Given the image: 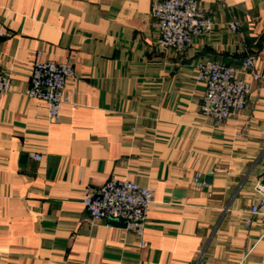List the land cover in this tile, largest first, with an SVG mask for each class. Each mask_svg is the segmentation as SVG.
<instances>
[{"label":"crops","instance_id":"1","mask_svg":"<svg viewBox=\"0 0 264 264\" xmlns=\"http://www.w3.org/2000/svg\"><path fill=\"white\" fill-rule=\"evenodd\" d=\"M196 1L214 30L178 53L155 46L152 0H0V264H264V81L242 68L264 74V0ZM36 52L73 71L56 121L28 95ZM201 59L250 87L223 122L200 111ZM112 178L152 191L142 235L88 216Z\"/></svg>","mask_w":264,"mask_h":264},{"label":"built area","instance_id":"2","mask_svg":"<svg viewBox=\"0 0 264 264\" xmlns=\"http://www.w3.org/2000/svg\"><path fill=\"white\" fill-rule=\"evenodd\" d=\"M151 15L156 32L155 46L159 50L168 48L184 53L195 36L208 35L214 30V23L202 10L196 0H152ZM240 23L228 21L226 27L236 32ZM3 34L0 32V39ZM256 57L246 52L242 68L257 84L264 81L255 66ZM197 78L205 85L200 111L204 116L216 121H225L244 110L251 90L249 85L237 76V70L211 59H201L194 64ZM73 76L70 65L41 59L35 53L30 75L29 97L44 102L48 119L56 121L61 106L70 104L66 91V81ZM10 83L0 66V93L9 90ZM39 160V155L32 156ZM254 192L259 203L250 209L256 215L264 204V184L257 183ZM153 202L152 191L126 179L108 180L96 190L88 191L82 204L93 221H122L126 231L142 235L148 213ZM142 246L146 243L141 242ZM243 257L237 264H243Z\"/></svg>","mask_w":264,"mask_h":264},{"label":"water","instance_id":"3","mask_svg":"<svg viewBox=\"0 0 264 264\" xmlns=\"http://www.w3.org/2000/svg\"><path fill=\"white\" fill-rule=\"evenodd\" d=\"M116 223H122V224H123V226H124V223H123L122 221H118V222H116Z\"/></svg>","mask_w":264,"mask_h":264}]
</instances>
